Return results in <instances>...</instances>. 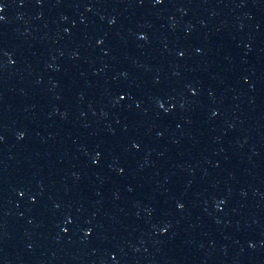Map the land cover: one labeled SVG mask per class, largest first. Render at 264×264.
<instances>
[{"label":"water","instance_id":"1","mask_svg":"<svg viewBox=\"0 0 264 264\" xmlns=\"http://www.w3.org/2000/svg\"><path fill=\"white\" fill-rule=\"evenodd\" d=\"M0 264H264V0H0Z\"/></svg>","mask_w":264,"mask_h":264}]
</instances>
